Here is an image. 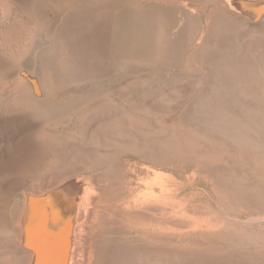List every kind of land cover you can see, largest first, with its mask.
I'll return each mask as SVG.
<instances>
[{
  "label": "rangeland",
  "instance_id": "obj_1",
  "mask_svg": "<svg viewBox=\"0 0 264 264\" xmlns=\"http://www.w3.org/2000/svg\"><path fill=\"white\" fill-rule=\"evenodd\" d=\"M176 124L246 154L263 198L234 196L196 154L141 151ZM259 159L264 0H0V264L59 263L80 220L85 264H264ZM46 203L60 224L35 222Z\"/></svg>",
  "mask_w": 264,
  "mask_h": 264
},
{
  "label": "bare ground",
  "instance_id": "obj_2",
  "mask_svg": "<svg viewBox=\"0 0 264 264\" xmlns=\"http://www.w3.org/2000/svg\"><path fill=\"white\" fill-rule=\"evenodd\" d=\"M242 5V4H241ZM244 6L248 8L249 10L244 9ZM7 9V8H6ZM8 11V10H7ZM244 13L248 15L254 14L255 10L252 7H248L246 5H243L242 9L239 11V13ZM238 13V12H237ZM4 19V18H3ZM9 19V18H8ZM103 37V36H102ZM102 46V45H101ZM74 76V75H73ZM26 78V77H25ZM27 80V79H26ZM34 82V81H33ZM36 83V82H35ZM33 84V83H31ZM35 88V86H34ZM117 107V106H116ZM223 111V110H222ZM199 119V118H198ZM115 121V120H114ZM164 121V120H163ZM117 122V121H116ZM114 122L117 126V123ZM120 122V121H119ZM151 122V121H149ZM155 121L152 122V124ZM214 122V121H213ZM184 123V122H183ZM119 124V123H118ZM147 124V123H146ZM180 124V123H179ZM179 124L166 128L164 125H160L157 127V130H151L148 127V130H151L150 132H147L146 134H141L140 138L139 136H136L139 138L140 146L139 148L143 153L152 158V160H163V159H171L176 158L178 160H184L189 156V154H196V156L200 157L201 161L204 163V166L206 167V164H215L218 165L219 169L216 173V178H218V182L220 186L224 187L225 190L227 189L229 192H231L234 196L241 197L244 199H248L250 202L259 201V199L263 198V195L257 187L254 189L255 185H250L248 182V176L246 171H241L240 168L247 163H245V155L242 151L236 152L234 151L235 158L237 162L229 159V146L226 142H220L218 138H216L214 135H211V131H209V128H195L191 127L190 125H184L179 126ZM182 124V123H181ZM188 124V123H187ZM149 125V124H148ZM155 125V124H154ZM153 125V127H154ZM152 126V125H151ZM231 126V125H230ZM150 127V126H149ZM116 128H118L121 133L120 136L123 138V129L121 127V124L118 125ZM146 128V130H147ZM156 128V126H155ZM133 129V128H132ZM131 129V130H132ZM216 129V128H215ZM136 130V129H135ZM239 130V129H238ZM139 132V131H138ZM142 132V131H141ZM111 133V132H110ZM217 133V132H216ZM108 134V133H107ZM130 134V133H129ZM213 134V133H212ZM216 135V134H215ZM79 136V135H78ZM121 137H118L119 139H122ZM128 137V136H127ZM222 137V136H220ZM219 137V139H220ZM224 139L226 138L223 136ZM222 137V138H223ZM93 138V137H92ZM107 139V137H106ZM123 142L126 140L125 138L122 139ZM135 140V138H134ZM221 140V139H220ZM228 140V139H227ZM226 140V141H227ZM107 141V140H106ZM218 141L220 143H218ZM224 141V140H223ZM123 142L119 143L118 146H122ZM229 142V140H228ZM128 143V142H126ZM234 143V142H233ZM97 144V143H96ZM130 144V143H129ZM86 146V145H85ZM236 147V146H235ZM124 149V148H123ZM242 149V148H241ZM233 150V149H232ZM239 150V149H238ZM244 152V151H243ZM146 156V157H147ZM234 159V156H232ZM199 159V160H200ZM258 160V159H257ZM161 162V161H160ZM229 163V164H228ZM245 163V164H244ZM258 167L261 166L264 167V159H259ZM202 164V163H201ZM247 165V164H246ZM239 167V169L237 168ZM252 166V165H251ZM244 167V166H243ZM260 168V169H262ZM211 169V168H210ZM213 169V167H212ZM243 170V168H242ZM215 172V171H214ZM212 173V172H211ZM213 174V173H212ZM214 175V176H215ZM49 176V175H48ZM263 178V177H261ZM251 179V178H250ZM264 179V178H263ZM260 180V179H259ZM262 180V179H261ZM248 183V184H247ZM258 184V183H257ZM247 185H250L251 187H247ZM261 185V184H260ZM263 185V184H262ZM78 186V185H77ZM88 186H92V182L90 181L88 183ZM253 187V188H252ZM86 188V187H85ZM84 188V189H85ZM90 188V187H88ZM223 188V189H224ZM86 190V189H85ZM231 194V195H232ZM84 195V194H83ZM65 197V196H64ZM78 197V196H77ZM262 197V198H261ZM73 198V197H72ZM83 198V197H82ZM85 198V197H84ZM83 198V199H84ZM94 198V197H93ZM63 199V197L61 198ZM65 199V198H64ZM82 199V200H83ZM73 200V199H72ZM91 200V199H90ZM93 200V199H92ZM80 201V200H79ZM74 202V201H73ZM82 202V201H81ZM89 202V201H88ZM27 203V202H26ZM261 203V202H260ZM82 204V203H81ZM23 205V204H22ZM248 206V205H247ZM24 208V207H23ZM40 209L38 212L34 213L35 222H39L44 227L49 228L54 222H58L60 224V216L61 211L56 208L53 204L51 206L50 203H46L42 207H39ZM259 208V207H258ZM26 209V208H25ZM262 209V208H261ZM80 211V208H79ZM21 212V211H20ZM23 212V210H22ZM21 212V214H22ZM34 212V210H33ZM59 212V214H58ZM81 212V211H80ZM25 213V211L23 212ZM23 215V214H22ZM21 219V218H20ZM66 219V218H64ZM77 219V218H76ZM62 222V221H61ZM72 223V222H71ZM82 220H80V223L78 225L73 224L71 227V231L69 232L68 236V244L65 245L64 249L61 252V259L56 261L59 262L57 264H85L84 261L86 259L87 254V242L84 240H81L82 233L81 231L78 232V227L82 225ZM58 226V225H57ZM69 226V225H68ZM62 227V226H61ZM70 227V226H69ZM20 228V227H19ZM76 229L77 232L74 234L73 230ZM22 230V229H21ZM61 231V230H60ZM58 231V234L59 232ZM67 231V230H66ZM45 231H42V234H44ZM21 236L22 231H21ZM26 236V235H25ZM28 237V236H27ZM32 237V236H31ZM238 237V236H237ZM54 238V237H53ZM20 239V238H19ZM55 239V238H54ZM49 240V239H48ZM59 240V239H58ZM65 240V239H64ZM27 241V239H26ZM29 241V240H28ZM50 241V240H49ZM53 241V240H52ZM56 242V241H55ZM53 243V242H52ZM51 243V244H52ZM67 243V242H66ZM48 243H46L47 245ZM50 245V244H49ZM48 246V245H47ZM25 247V246H24ZM62 248V247H61ZM28 252V256L33 257V252H35V249L33 250L29 246L26 248ZM54 251V250H53ZM56 253V254H55ZM113 253V252H112ZM120 253V252H118ZM130 253V251H129ZM134 253V252H133ZM150 253V252H149ZM46 254V253H45ZM55 256L57 255V252H54ZM124 254V252H123ZM135 254V253H134ZM137 254V253H136ZM139 254V253H138ZM137 254V255H138ZM145 254V253H144ZM117 255V254H116ZM136 255V256H137ZM141 255V254H139ZM16 256V255H15ZM43 254L40 256L42 257ZM145 256V255H143ZM141 255V257H143ZM147 256V255H146ZM145 256V258H146ZM138 257V256H137ZM135 258L134 255L130 254H124L123 256H120L118 258V261L115 264H141V259ZM149 258V257H148ZM153 258V257H152ZM32 260V258H30ZM29 259V260H30ZM40 259V258H39ZM44 259V258H43ZM36 260V259H35ZM42 260V259H41ZM138 260V262L136 261ZM140 260V261H139ZM144 260V258H142ZM147 260V259H146ZM47 261V260H46ZM51 261V264L54 260H48ZM47 261V262H48ZM137 263H136V262ZM150 261V260H149ZM148 261V262H149ZM29 262V261H28ZM45 262V260H44ZM144 262V261H143ZM151 262V261H150ZM149 262V263H150ZM35 263V261H34ZM33 263V264H34ZM46 263V262H45ZM55 263V262H54ZM112 263V262H111ZM43 264V262H42ZM56 264V263H55Z\"/></svg>",
  "mask_w": 264,
  "mask_h": 264
}]
</instances>
